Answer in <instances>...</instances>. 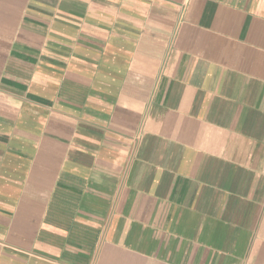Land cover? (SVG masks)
Wrapping results in <instances>:
<instances>
[{
  "label": "crops",
  "instance_id": "obj_1",
  "mask_svg": "<svg viewBox=\"0 0 264 264\" xmlns=\"http://www.w3.org/2000/svg\"><path fill=\"white\" fill-rule=\"evenodd\" d=\"M0 264H264V0H0Z\"/></svg>",
  "mask_w": 264,
  "mask_h": 264
}]
</instances>
